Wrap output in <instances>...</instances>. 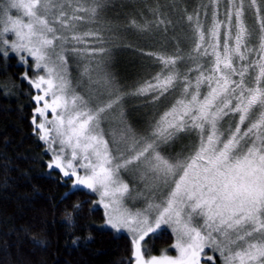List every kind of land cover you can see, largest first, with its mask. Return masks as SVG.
<instances>
[{
  "label": "snow or ice",
  "instance_id": "snow-or-ice-1",
  "mask_svg": "<svg viewBox=\"0 0 264 264\" xmlns=\"http://www.w3.org/2000/svg\"><path fill=\"white\" fill-rule=\"evenodd\" d=\"M212 3L209 25L198 15L191 25L193 18L187 17L194 51L207 58L210 74L201 65L194 87L186 80L183 98L142 134L124 125L108 138L102 123L120 106L122 89L101 76L90 83L93 98L73 90L67 76L70 53L90 62L109 55L105 35L89 27L99 19L102 0H0V56L14 53L23 63L31 58L44 73L25 79L38 93L32 123L54 153L48 167L75 177L73 187L99 192L109 210L107 224L132 234L129 264H202L206 248L218 252L223 264H264V20L258 47H249L252 33L245 23L244 0H227L226 21L219 19V0ZM251 3L257 7L256 0ZM13 9L21 15L14 18ZM163 62L174 66L177 61ZM176 82L169 72L135 94L158 99ZM230 115H238L239 123L225 131L223 121ZM253 117L255 122L242 130ZM182 133H195L199 142L187 154L166 155L162 146ZM126 171L145 184L138 196L145 207L139 211L126 206L132 192L123 178ZM163 226L171 228L178 254L146 257L142 243Z\"/></svg>",
  "mask_w": 264,
  "mask_h": 264
},
{
  "label": "trees",
  "instance_id": "trees-1",
  "mask_svg": "<svg viewBox=\"0 0 264 264\" xmlns=\"http://www.w3.org/2000/svg\"><path fill=\"white\" fill-rule=\"evenodd\" d=\"M199 1L204 11L215 8L212 0ZM185 3L191 8V0ZM189 11L185 19L180 16L181 26H173L186 32L184 47L192 57L178 73L177 83L180 80L183 84L200 75L201 65L210 74V66L202 61L204 57H197L202 52L194 51L196 40L191 25L197 17L193 10ZM188 16L193 18L191 25ZM219 19L223 21L226 16ZM158 20L148 14L143 22L150 24ZM137 24L147 26L138 21ZM155 30L163 34L160 28ZM114 36L112 33L105 36L106 47L112 46ZM126 38L133 40L130 42H134L141 59L132 61L135 69L129 73L131 56L121 55L126 68L120 70L124 78L127 74L145 75L139 81V88L156 83L157 77L164 78L169 72L175 75L173 65L166 66L163 62L173 59L163 50V44L173 40L156 39L143 32L131 33ZM31 65L29 59L23 63L13 53L7 58L0 56V264H129L130 239L104 227V216L100 208L94 207V196L82 189H71L70 179L47 168L49 156L32 123L36 92L25 79L26 74H31ZM171 241V235L165 231L150 237L146 247L148 250L154 247L153 252L157 253Z\"/></svg>",
  "mask_w": 264,
  "mask_h": 264
},
{
  "label": "rangeland",
  "instance_id": "rangeland-1",
  "mask_svg": "<svg viewBox=\"0 0 264 264\" xmlns=\"http://www.w3.org/2000/svg\"><path fill=\"white\" fill-rule=\"evenodd\" d=\"M146 1L147 0H102V8L99 11V19L91 21L89 27L91 29L102 32L105 36L109 33L115 34L112 46L107 47L109 49V55L105 58L104 61H100L99 58H97L95 62H90L89 59H86L84 57L73 56L71 53L68 56L67 76L71 81L73 90L78 91L82 95L94 98V89L90 87V83L91 81H94L101 76L110 77L114 83V86L116 88L122 89V91L119 93L121 96H123V100L120 106L116 109L115 113H110L107 117H105L102 123V129L106 133H108V138H111L112 135L115 132H118L124 125H130L133 130H135L137 133L142 134L143 131L148 128L151 123L154 122V120H158L159 117L165 111L169 110L177 100L183 98L184 94V84L179 80L180 83L176 82L168 92L164 93L162 96H159L158 99L154 98L152 94H147L144 96L136 95L135 92L138 89L139 81H142V78H144L145 75L138 77L136 74L133 76L132 74H127L128 77L126 76V78H124L120 72V70L126 69L122 65L123 59L121 58V55H126L128 53L131 56V62H129L130 67L128 68L129 73H133L135 69V64L132 61L135 62L136 59H141L137 50L133 47L134 42H130L133 40L127 41L126 36L130 35L131 33L137 34L143 32L144 35L146 34L147 36H151L156 39H166L168 37V40H173L172 42H165L163 44L165 49L163 50H166L168 52V55L177 61L176 64L171 67V69L174 71L175 75L178 78V73L181 72L185 63L188 60H191L192 57H190L187 48L184 47V37L186 32L180 29L175 30V28L173 29V26H181L183 19H181L180 16L185 19L186 15L190 12L189 10L194 11V17H197V15L199 16V20L201 23L207 24L212 19V16H208V14H213L214 11L213 8L212 10L210 9L208 11H204L201 5H199V0H191V8L186 7L185 0H149L147 3ZM71 2L73 4H84L86 0H71ZM88 2H90V0H88ZM237 2H239V0H237ZM220 4L219 17L223 20L227 0H221ZM256 5L257 7H253L251 0H244L245 23L246 27L252 33L250 37L251 43L249 44V47H258L260 24L261 21L264 20V0H256ZM124 7L128 8L124 9ZM257 8L259 9V11H257ZM11 13H13L12 15L14 18L21 15V13L17 12L15 9H13ZM157 13H161V15H157ZM206 13L207 16L205 15ZM148 14H150L152 17H158L159 20L162 19L164 23H161L157 26V23L155 21H150V24L148 23V26V24L143 22V19H145ZM170 15H172V18H169ZM132 16L134 20H132ZM127 17H129V19L126 23H124V20L127 19ZM137 21L142 25L147 26L141 27V25L137 24ZM223 21H226V19H224ZM159 28L161 29L163 34H159L158 31L155 30ZM224 31L225 29L222 28L221 40L223 39ZM167 33H169L168 36ZM234 35L235 28H233V37ZM252 55L254 57L255 53H253ZM197 57L202 58L203 56L198 54ZM28 59L32 63V69L30 72L31 74H26L27 77L31 80H35L39 75H44L42 71L38 72L31 58ZM206 59L207 58L204 57L202 61L205 62ZM240 66V63H237L236 67L239 68ZM195 77L194 79H192V76L188 80L191 82L193 87L195 85V82H192L193 80L196 81ZM29 79H26L28 83ZM236 79H238V77H236ZM248 83L252 84L254 83V81L249 80ZM33 89L36 94H38L37 90L35 88ZM201 90L203 93H206L207 85L202 84ZM48 118L51 119V114H49ZM253 122H255V117L245 121V124L241 125L240 127L242 130H244ZM237 123H239V116L230 115L225 119V121H223V128L226 131L231 125L234 130ZM40 142L42 143L46 154L49 156L47 168L49 170H55L59 172V174L65 179H70L71 189H82L92 194L94 196V207L100 208L103 213L104 227L112 230L115 234L127 236L132 242L133 237L130 232H128L127 230H121L118 232L112 229L107 224V214L109 210L103 207L99 192H93L87 188H84L83 186L73 187L75 177H64L59 170L50 169L48 167L54 153L49 143H45L41 140ZM198 142L199 138L195 133H182L177 139H175L173 143L162 147L166 155L174 157L182 152L187 154V152L191 150L193 144ZM79 174H84L82 169L79 171ZM123 178L125 182L129 183L130 188L132 189L131 197L128 198L126 206L134 212L141 210L143 207H145V203L143 199L138 198V196L139 193L145 189V184L141 182L140 176L134 174L133 171L124 172ZM161 199H163V197H161ZM165 231H167L172 237L171 244L167 248L154 253V247L150 250H148L146 247L148 239L150 237H153L150 235L142 243V249L146 253V257H151L152 255L160 256L162 254L175 257L178 254L176 249L172 247V245L175 243V236L172 233L171 228L163 226V231H158L154 236L156 237ZM208 257L213 258L209 260ZM205 261H207V264H223V258L219 255V253H214L210 248H206L205 252L202 255V264H204Z\"/></svg>",
  "mask_w": 264,
  "mask_h": 264
}]
</instances>
